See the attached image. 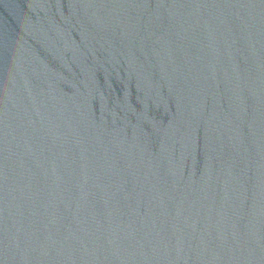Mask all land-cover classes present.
Returning <instances> with one entry per match:
<instances>
[{
  "label": "water",
  "instance_id": "95a60500",
  "mask_svg": "<svg viewBox=\"0 0 264 264\" xmlns=\"http://www.w3.org/2000/svg\"><path fill=\"white\" fill-rule=\"evenodd\" d=\"M0 264H264V0H0Z\"/></svg>",
  "mask_w": 264,
  "mask_h": 264
}]
</instances>
